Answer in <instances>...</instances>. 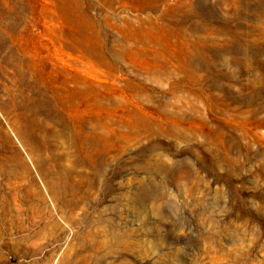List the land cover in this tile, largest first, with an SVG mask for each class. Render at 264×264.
Returning a JSON list of instances; mask_svg holds the SVG:
<instances>
[{
  "label": "rangeland",
  "instance_id": "374dc122",
  "mask_svg": "<svg viewBox=\"0 0 264 264\" xmlns=\"http://www.w3.org/2000/svg\"><path fill=\"white\" fill-rule=\"evenodd\" d=\"M0 264H264V0H0Z\"/></svg>",
  "mask_w": 264,
  "mask_h": 264
},
{
  "label": "bare ground",
  "instance_id": "6f19581e",
  "mask_svg": "<svg viewBox=\"0 0 264 264\" xmlns=\"http://www.w3.org/2000/svg\"><path fill=\"white\" fill-rule=\"evenodd\" d=\"M71 87L68 83L67 88L71 89ZM82 105L84 107L80 115L71 116L66 112V106L62 102H58V105L56 103L58 123L67 131L65 134H60V136L67 141L68 147L75 156H83L90 161L96 160L99 164H103L106 160V147L108 145L106 131L104 130L105 124L101 119H98L96 124L93 123L92 117L88 112L87 93H84Z\"/></svg>",
  "mask_w": 264,
  "mask_h": 264
}]
</instances>
